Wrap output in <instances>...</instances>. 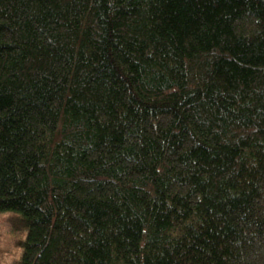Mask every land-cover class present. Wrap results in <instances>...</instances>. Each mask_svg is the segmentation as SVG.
<instances>
[{
  "label": "trees",
  "instance_id": "1",
  "mask_svg": "<svg viewBox=\"0 0 264 264\" xmlns=\"http://www.w3.org/2000/svg\"><path fill=\"white\" fill-rule=\"evenodd\" d=\"M8 212L14 264H264V0H0Z\"/></svg>",
  "mask_w": 264,
  "mask_h": 264
},
{
  "label": "rangeland",
  "instance_id": "2",
  "mask_svg": "<svg viewBox=\"0 0 264 264\" xmlns=\"http://www.w3.org/2000/svg\"><path fill=\"white\" fill-rule=\"evenodd\" d=\"M15 216L8 213L0 214V259L4 264H14L20 257V241L25 233L13 223Z\"/></svg>",
  "mask_w": 264,
  "mask_h": 264
}]
</instances>
